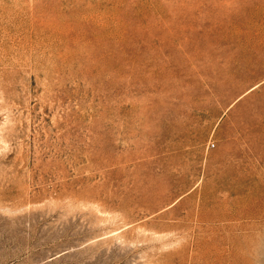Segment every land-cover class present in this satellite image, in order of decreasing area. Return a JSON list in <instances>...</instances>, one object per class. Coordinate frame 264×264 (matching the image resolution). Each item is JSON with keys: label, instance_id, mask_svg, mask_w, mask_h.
Listing matches in <instances>:
<instances>
[{"label": "rangeland", "instance_id": "obj_1", "mask_svg": "<svg viewBox=\"0 0 264 264\" xmlns=\"http://www.w3.org/2000/svg\"><path fill=\"white\" fill-rule=\"evenodd\" d=\"M0 264H264V0H0Z\"/></svg>", "mask_w": 264, "mask_h": 264}]
</instances>
